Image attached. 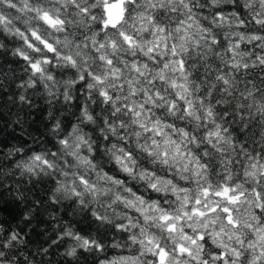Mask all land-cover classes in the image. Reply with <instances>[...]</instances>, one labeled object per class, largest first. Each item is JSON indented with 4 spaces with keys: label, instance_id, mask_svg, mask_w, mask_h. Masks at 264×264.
<instances>
[{
    "label": "clouds",
    "instance_id": "clouds-1",
    "mask_svg": "<svg viewBox=\"0 0 264 264\" xmlns=\"http://www.w3.org/2000/svg\"><path fill=\"white\" fill-rule=\"evenodd\" d=\"M0 264H264V0H0Z\"/></svg>",
    "mask_w": 264,
    "mask_h": 264
}]
</instances>
